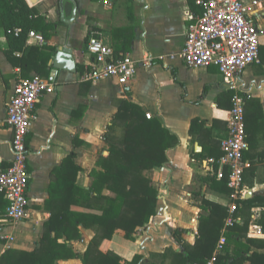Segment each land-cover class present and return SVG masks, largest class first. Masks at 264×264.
Instances as JSON below:
<instances>
[{
    "label": "crops",
    "instance_id": "1",
    "mask_svg": "<svg viewBox=\"0 0 264 264\" xmlns=\"http://www.w3.org/2000/svg\"><path fill=\"white\" fill-rule=\"evenodd\" d=\"M27 1L48 22H60L42 44L54 46V53L60 47L69 48L75 71L53 69L51 58L48 60L51 89L40 97L36 105L38 119L27 135L29 216L17 224L0 217V256L7 248L33 250L38 245L42 224L50 215L46 201L51 189L58 185L67 156L73 155V163L80 167L77 183L82 187L90 185L92 171L98 168V151L103 149V154L106 150L103 133L117 111L115 101L127 99L157 116L177 136L178 143L166 151L163 165L146 171L158 190L155 214L136 230L133 240L126 239L123 231L117 229L111 239L102 241L100 249H111L127 260L142 254L149 260L146 264H170L171 260L163 259L162 254L179 249L172 231L184 230L182 238L192 244L203 200L226 207L235 202L231 191L228 193L218 184L227 175V169L218 163V142L227 136V118L236 90L216 66L190 68L179 55L187 25L203 11L201 0H194V6L188 0ZM260 1L250 12L259 28V60L245 68L236 85L241 94L258 99L264 113V0ZM91 35L112 48L123 47L125 53L137 59L135 75L127 84L120 85L114 79H83L93 60L86 50ZM27 44L42 45L33 40H27ZM8 48L6 32L0 27V169L12 160V129L5 123L7 102L17 80L24 78L20 68L7 59ZM34 75L33 70L28 72L29 77ZM193 119L204 121L210 132L198 128L191 134ZM248 139L243 176L245 198L264 194V124L252 126ZM208 152L220 155L215 157ZM262 210L255 206L250 216L244 217L249 219L247 237L264 239V230L256 223ZM226 221L227 218L225 225ZM92 235L91 229L81 228V238L72 242L73 248L82 254ZM258 251L264 253V249ZM55 264L82 261L74 258L57 260Z\"/></svg>",
    "mask_w": 264,
    "mask_h": 264
},
{
    "label": "trees",
    "instance_id": "2",
    "mask_svg": "<svg viewBox=\"0 0 264 264\" xmlns=\"http://www.w3.org/2000/svg\"><path fill=\"white\" fill-rule=\"evenodd\" d=\"M188 2L191 6L195 4L194 0ZM58 23L48 22L27 0H0V27L5 30L9 44L5 55L20 68L22 77L30 78L28 72L33 70L36 76L48 78L47 63L55 48L48 44L29 45L27 34L30 30L39 31L48 39ZM17 28L20 32L15 35ZM113 51L115 57L125 54L121 46H115ZM242 95L248 143L250 128L263 127L264 113L258 99ZM115 105L117 111L103 133L107 154H102L103 149L98 151V168L92 171L90 185L82 187L77 183L80 167L73 163V155L67 156L58 185L51 189L46 201L50 215L42 224L38 245L33 250L7 248L0 256V264H55L57 260L74 258H80L82 264H146L149 261L142 254L127 260L111 249L102 251L100 245L103 240L111 239L117 229L123 231L126 239L133 240L136 230L155 214L158 190L146 171L167 161L166 151L177 145L178 138L157 116L147 118L146 110L137 103L118 99ZM198 128L210 132L204 121L193 119L190 133L194 134ZM208 155L218 157L220 153L208 152ZM247 157L248 149L244 152V158ZM249 160L252 161L250 157ZM226 179L223 177L218 184L230 193ZM235 203L233 221L225 225L228 207L203 200L194 242L190 244L182 238L184 230L174 229L172 234L179 249L163 253V259L171 260L170 264H202L224 235L223 253L217 255L216 264H264V253L258 251L264 249V239L247 237L249 219H244L250 216L253 207H262L256 223L264 230V194L239 197ZM6 206L0 191V217H5ZM238 217L243 220L238 221ZM81 228L93 232L82 254L72 244L81 238Z\"/></svg>",
    "mask_w": 264,
    "mask_h": 264
},
{
    "label": "built area",
    "instance_id": "3",
    "mask_svg": "<svg viewBox=\"0 0 264 264\" xmlns=\"http://www.w3.org/2000/svg\"><path fill=\"white\" fill-rule=\"evenodd\" d=\"M201 4V15L186 27L184 44L179 55L190 68L216 66L230 82V87L236 90L227 118V136L220 142L221 155L218 159L220 166L227 169L226 185L231 190V197L236 200L244 194V152L248 149L245 101L243 95L237 91L236 80L246 67L259 60V28L251 20L250 12L261 1L201 0ZM19 32L20 29H15V35ZM27 40L41 45L44 38L41 33L30 30ZM86 50L93 60L91 69L83 75L84 80L114 79L120 85H125L135 75L137 59L129 53L115 57L113 48L100 38L89 36ZM50 89L51 85L46 78L36 75L19 78L7 102L5 123L12 129V160L9 166L0 169V191L7 201L5 218L11 224L20 223L29 216L27 135L38 119L36 105L43 92ZM151 116V113L146 112L147 118ZM235 209L236 203L233 201L228 206L226 225L232 223ZM224 244L225 237L221 235L212 255L202 264H216V257L223 253Z\"/></svg>",
    "mask_w": 264,
    "mask_h": 264
},
{
    "label": "water",
    "instance_id": "4",
    "mask_svg": "<svg viewBox=\"0 0 264 264\" xmlns=\"http://www.w3.org/2000/svg\"><path fill=\"white\" fill-rule=\"evenodd\" d=\"M30 1L35 3L38 0H30ZM51 65L53 69H64L68 71H75V62L72 58L71 50L66 47L58 48V50L51 56ZM103 154L106 155L107 150H104Z\"/></svg>",
    "mask_w": 264,
    "mask_h": 264
},
{
    "label": "rangeland",
    "instance_id": "5",
    "mask_svg": "<svg viewBox=\"0 0 264 264\" xmlns=\"http://www.w3.org/2000/svg\"><path fill=\"white\" fill-rule=\"evenodd\" d=\"M105 147V146H104ZM83 250V248L81 249V251Z\"/></svg>",
    "mask_w": 264,
    "mask_h": 264
}]
</instances>
